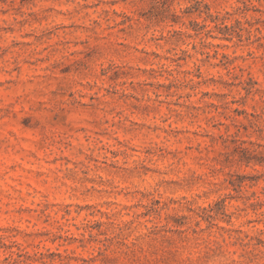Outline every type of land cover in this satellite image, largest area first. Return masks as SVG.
Here are the masks:
<instances>
[{"label":"clouds","instance_id":"1","mask_svg":"<svg viewBox=\"0 0 264 264\" xmlns=\"http://www.w3.org/2000/svg\"><path fill=\"white\" fill-rule=\"evenodd\" d=\"M0 264H264V0H0Z\"/></svg>","mask_w":264,"mask_h":264}]
</instances>
